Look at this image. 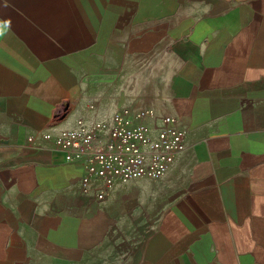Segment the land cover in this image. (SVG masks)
<instances>
[{"label": "crops", "instance_id": "obj_1", "mask_svg": "<svg viewBox=\"0 0 264 264\" xmlns=\"http://www.w3.org/2000/svg\"><path fill=\"white\" fill-rule=\"evenodd\" d=\"M122 107L184 150L95 201L40 135ZM0 264H264V0H0Z\"/></svg>", "mask_w": 264, "mask_h": 264}, {"label": "built area", "instance_id": "obj_2", "mask_svg": "<svg viewBox=\"0 0 264 264\" xmlns=\"http://www.w3.org/2000/svg\"><path fill=\"white\" fill-rule=\"evenodd\" d=\"M184 136L174 117L122 107L108 121L77 119L74 128L59 131L55 138L45 133L40 138L65 162L82 167L81 194L101 201L104 189L116 182L162 178L184 150ZM34 140L28 137L27 143Z\"/></svg>", "mask_w": 264, "mask_h": 264}]
</instances>
